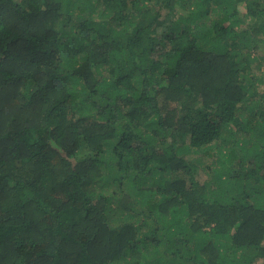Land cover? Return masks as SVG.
<instances>
[{"label": "trees", "instance_id": "obj_1", "mask_svg": "<svg viewBox=\"0 0 264 264\" xmlns=\"http://www.w3.org/2000/svg\"><path fill=\"white\" fill-rule=\"evenodd\" d=\"M258 260L264 0H0V264Z\"/></svg>", "mask_w": 264, "mask_h": 264}, {"label": "rangeland", "instance_id": "obj_2", "mask_svg": "<svg viewBox=\"0 0 264 264\" xmlns=\"http://www.w3.org/2000/svg\"><path fill=\"white\" fill-rule=\"evenodd\" d=\"M240 13H243V9L241 7L238 8ZM157 54V51L154 53V56ZM257 73V72H256ZM209 161H205L204 157L201 159V163L199 164V174H198V181L201 183H205V181H208L212 177V173L208 171L206 166L209 164ZM261 260H258L256 264H259ZM262 263V262H261Z\"/></svg>", "mask_w": 264, "mask_h": 264}]
</instances>
